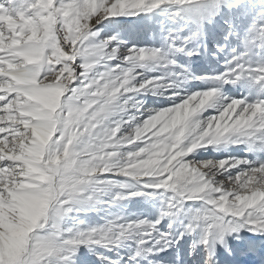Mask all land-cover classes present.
Returning a JSON list of instances; mask_svg holds the SVG:
<instances>
[{
	"label": "snow or ice",
	"instance_id": "snow-or-ice-1",
	"mask_svg": "<svg viewBox=\"0 0 264 264\" xmlns=\"http://www.w3.org/2000/svg\"><path fill=\"white\" fill-rule=\"evenodd\" d=\"M189 258L264 264V0H0V264Z\"/></svg>",
	"mask_w": 264,
	"mask_h": 264
},
{
	"label": "bare ground",
	"instance_id": "bare-ground-1",
	"mask_svg": "<svg viewBox=\"0 0 264 264\" xmlns=\"http://www.w3.org/2000/svg\"><path fill=\"white\" fill-rule=\"evenodd\" d=\"M129 26L131 27L132 25H131V23H129ZM190 261V260H189ZM192 262V264H194V262L193 261H191Z\"/></svg>",
	"mask_w": 264,
	"mask_h": 264
},
{
	"label": "rangeland",
	"instance_id": "rangeland-1",
	"mask_svg": "<svg viewBox=\"0 0 264 264\" xmlns=\"http://www.w3.org/2000/svg\"><path fill=\"white\" fill-rule=\"evenodd\" d=\"M189 260H190V261H189V264H192V262H191V261H192L191 258H189Z\"/></svg>",
	"mask_w": 264,
	"mask_h": 264
}]
</instances>
